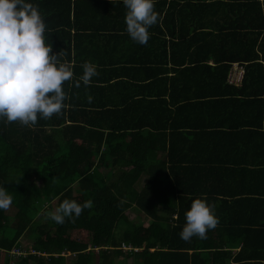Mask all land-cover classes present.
Masks as SVG:
<instances>
[{"label": "trees", "instance_id": "16d2710c", "mask_svg": "<svg viewBox=\"0 0 264 264\" xmlns=\"http://www.w3.org/2000/svg\"><path fill=\"white\" fill-rule=\"evenodd\" d=\"M25 2L74 75L60 115L0 120V264H264V0H154L146 45L123 0ZM196 198L219 224L185 242ZM64 199L93 207L56 224Z\"/></svg>", "mask_w": 264, "mask_h": 264}, {"label": "clouds", "instance_id": "9594fccd", "mask_svg": "<svg viewBox=\"0 0 264 264\" xmlns=\"http://www.w3.org/2000/svg\"><path fill=\"white\" fill-rule=\"evenodd\" d=\"M123 5L126 32L134 42L146 45L150 38L148 29L159 19L154 0H123ZM51 53V45L46 44L45 22L37 6L25 0H0V120L35 126L38 115L50 119L62 113L67 99L63 84L72 80L74 74L72 66L60 60L65 55L63 50ZM82 69L76 87L81 81L89 85L99 75L97 66L90 62L83 63ZM12 203L8 190L0 186V210L7 211ZM92 207L91 200L81 205L64 199L48 217L62 225L66 217L78 218L84 209ZM218 224L214 206L196 198L185 212L179 235L185 242L193 237L206 239L207 231Z\"/></svg>", "mask_w": 264, "mask_h": 264}, {"label": "built area", "instance_id": "2783aa9c", "mask_svg": "<svg viewBox=\"0 0 264 264\" xmlns=\"http://www.w3.org/2000/svg\"><path fill=\"white\" fill-rule=\"evenodd\" d=\"M231 79L233 80L235 77L236 78H239V76L242 74V70L238 67H236V65H234V67L231 68ZM121 247L124 249V246L121 245ZM129 248V247H127ZM35 251L33 249H28V251H21L19 248H13L11 250V253H13L14 255H18V254H22V255H25L26 253H34ZM10 264H12L10 262Z\"/></svg>", "mask_w": 264, "mask_h": 264}, {"label": "rangeland", "instance_id": "374dc122", "mask_svg": "<svg viewBox=\"0 0 264 264\" xmlns=\"http://www.w3.org/2000/svg\"><path fill=\"white\" fill-rule=\"evenodd\" d=\"M13 212H14V209H13L11 206H10V208H9L7 211H5V213H6L7 215H12ZM128 214H129V217L133 218V220H134V218H135L134 214H133L131 211L128 212ZM140 220L145 221V217H144V216H141V217H140ZM23 242H26V241H22V243H23ZM23 245H26V244H23Z\"/></svg>", "mask_w": 264, "mask_h": 264}]
</instances>
